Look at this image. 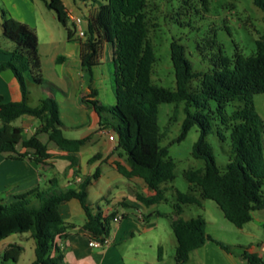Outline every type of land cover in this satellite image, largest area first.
Segmentation results:
<instances>
[{
  "label": "trees",
  "instance_id": "1",
  "mask_svg": "<svg viewBox=\"0 0 264 264\" xmlns=\"http://www.w3.org/2000/svg\"><path fill=\"white\" fill-rule=\"evenodd\" d=\"M67 29L68 39L73 32L68 27L70 17L62 0H42ZM264 12V0H253ZM148 0H106L87 17L85 41L81 44V63L84 71L93 75L99 65L103 47L111 43L114 53L112 86L116 103L107 106L98 100L84 102L95 109L102 129H112L117 136L116 150L132 169L128 173L118 164L119 171L127 176H138L156 195L138 200L147 207L158 204L164 196L160 185L174 178L176 164L169 157L168 147L160 145L162 136L158 124L161 104H185L186 118L178 142L185 140L191 129L198 125L201 135L193 148V156L205 161L204 169H190L185 173L187 181L201 191L204 200L214 201L224 217L241 229L252 220L250 206L264 209V145L263 122L257 114L253 97L264 94V33L256 40L257 53L246 57L236 54L234 60L222 56L221 70L196 72L186 57L185 46L179 41L171 44V59L176 77V89L171 90L153 84L152 73L156 62L154 47L149 38V28L144 14ZM3 38L12 44L8 62L0 63V71L11 70L20 84L22 100L4 102L0 95V154L22 160L30 157L38 164L51 158L49 148L38 135L46 133L49 141L66 152L64 159L70 168H77V156L90 138L70 139L64 134L59 106L55 99L41 100L36 107L28 104L29 90L26 79L36 86L45 83L38 51V38L33 28L10 17L0 5ZM199 81V87L191 83ZM93 96L97 92L93 91ZM217 104L216 112L210 102ZM229 104H235L231 116L225 114ZM218 115L226 130L230 131V156L224 171L218 167L213 148L206 141L211 121ZM23 116L40 121L36 133L27 138L24 129L13 122ZM221 140L224 135L219 133ZM21 144L22 149L18 150ZM91 161V160H90ZM79 175V170L75 171ZM99 178V172L84 176L77 189L55 191L35 189L18 195L10 203L0 194V242L13 234L30 233L35 240L33 264H65L64 256L56 245V239L67 237L69 228L64 222L60 206L77 199L86 214L83 228L96 238H108L112 229L111 214L103 217L101 210L94 211L88 202V189ZM184 204H200L194 195L177 190ZM161 215V214H159ZM172 229L177 240L176 263L187 264L192 252L207 242L218 244L231 253V247L208 235L202 218L184 221L176 218ZM23 252L19 245L10 246L3 254L4 261L17 262ZM163 250L159 248V258ZM245 264H264V259L244 251Z\"/></svg>",
  "mask_w": 264,
  "mask_h": 264
},
{
  "label": "crops",
  "instance_id": "2",
  "mask_svg": "<svg viewBox=\"0 0 264 264\" xmlns=\"http://www.w3.org/2000/svg\"><path fill=\"white\" fill-rule=\"evenodd\" d=\"M62 1L70 17L68 27L71 30L74 28L75 31L72 19L82 17L84 19L82 27L86 31L87 17L99 5L105 3L106 0ZM79 4L85 6V11L80 9ZM0 5L8 11L10 17L27 24L36 32L42 76L45 81L39 87L43 89L45 96L57 101L60 119L63 117H77L76 120L66 123V125L61 119L64 124L65 136L67 137L69 132L84 129L81 132L82 137H70V139L90 138L78 152L79 165L74 169L70 168V162L63 158L67 153L60 150L55 143L49 141L46 133L38 135V138L47 145L51 153V158L43 164L34 162L30 157L18 160L9 157L8 154H0V194L5 198L6 203H10L18 195L35 189L41 191L52 190V182H57L58 187L62 190L77 189L84 176L93 175L98 171L99 178L88 189L89 204L92 206L98 205L97 208L101 210L103 217H108L113 213L115 216H123L119 222L112 220V229L108 237L110 244L100 248L91 246L90 242L93 236L83 228L86 222L85 211L81 203L77 199H73L60 206L62 219L71 227L66 238L56 239V245L63 253L65 264H129L130 262L126 260V254L121 250V247L125 243L133 241L137 235H143L158 226L156 222L152 221V216L161 214L155 206L167 201L165 194L158 204L147 207L138 200V194H142L145 197H154L156 192L150 190L140 177H127L119 171L118 164L128 173H131L132 169L126 159L121 157L116 150L117 136L115 132L112 129H102L97 112L84 102V100H98L103 103L98 99L99 93L94 81L86 80L89 74L82 67L81 44L85 39L76 38L73 34L72 39L69 40L68 34L67 36L65 34V31H67L66 27L58 22L55 13L48 9L42 0H0ZM73 41H78V46L75 47L73 46L74 44H71L72 47L67 48V45ZM11 49L12 44L3 38L0 11V63L10 60L9 52ZM47 70H50V72L48 71L49 73H47ZM44 86L52 90L47 91L43 88ZM93 91L97 92L95 97H91L94 95ZM0 95L3 96L6 103L22 100L19 82L11 70L0 71ZM31 95L32 92L29 90V97ZM14 122H20L19 125L14 126L22 127L27 138H31L40 126V121L31 116L20 117ZM2 126L3 124L0 121V128ZM105 134L108 137L107 141L103 138ZM112 134L115 137L114 141L110 140V135ZM17 148L21 150V144ZM85 149H89L93 153L87 156L84 162L81 157ZM60 162H64L61 164V173H63L66 180L63 185H60L59 180L55 176L49 177L46 174L49 170H56ZM76 170H79V175L75 174ZM174 179L175 172L172 180L160 185L163 193V185L172 182ZM183 193L194 195L200 200V204L182 203L176 191L177 203L174 205V213L177 218L181 219H183L181 215L184 212V206H201L204 201L199 188L191 184L189 191ZM101 202L106 204L107 207L105 209L100 207L99 204ZM94 211L96 210L94 209ZM250 213L252 220L239 229L240 238H247L249 240L248 244L239 243L237 246L264 259V209L252 204ZM77 218L81 220V223H75ZM198 218L202 217L183 220L188 222ZM28 237L32 238L30 233L13 234L0 242V249L3 254L12 245H19L23 248V252L17 262L10 260L5 261V264H33L36 258L35 242L34 246L31 247ZM240 238L239 240H241ZM26 244H29L33 254H28ZM131 247L129 248V253L130 250L135 253V247ZM130 259L132 260V258L128 260ZM240 263L245 264L242 257H240Z\"/></svg>",
  "mask_w": 264,
  "mask_h": 264
},
{
  "label": "rangeland",
  "instance_id": "3",
  "mask_svg": "<svg viewBox=\"0 0 264 264\" xmlns=\"http://www.w3.org/2000/svg\"><path fill=\"white\" fill-rule=\"evenodd\" d=\"M79 7L85 11L83 4H79ZM143 12L148 23L149 38L156 55L152 82L171 90L176 89V77L171 59L173 41H179L185 46L186 57L194 71L208 72L222 69L219 62L221 55L234 60L238 53L246 57L256 54V40L264 33V12L254 5L253 0H148V5ZM72 30L74 36L79 38L74 28ZM65 34L67 36V31ZM71 44L77 47L79 43L73 41L67 45V48H71ZM48 71L50 72V70L46 72L49 73ZM113 71V46L108 43L103 49L100 65L94 69L92 76L87 75L86 78L88 81H94L99 93L98 99L107 106H113L116 103L112 89ZM26 83L28 90L32 92L28 100L31 107H36L39 101L50 98L45 96L43 89L28 79H26ZM191 86L195 89L198 88L199 81L194 80ZM43 88L47 91L52 90L45 86ZM253 102L255 110L263 122L264 145V94L255 95ZM184 107V103L179 105L165 103L159 107L157 118L162 136L160 145L168 147L169 157L176 164L175 179L163 185L167 201L155 206L161 215H153L152 221L156 222L158 226L151 229L150 232L137 235L133 241L125 243L121 247V250L126 254V260L130 262L129 264H177V240L172 229V222L177 218L174 213V205L177 203L176 191H189L190 184L185 178V173L188 170L204 169L206 166L204 160L193 156L194 145L201 135L200 126H194L185 140L177 141L182 133L183 122L186 118ZM235 107L237 105L229 104L225 109V114L231 116ZM210 108L216 112L217 104L211 101ZM61 119L66 125V123L76 120L77 117ZM19 124L20 122L13 123V125ZM210 124L211 129L206 136V141L213 148L218 167L224 171L230 156V131L225 129L218 115L214 116ZM83 131L84 129L69 132L67 138L82 137L81 132ZM219 133L224 135V140H221ZM103 138L107 141V134ZM92 153L91 150L85 149L81 159L85 162L86 157ZM63 163L60 162L56 170L46 172L49 177L55 176L60 185L66 182L63 173H61V164ZM54 190L62 189L57 187ZM99 205L102 209L107 207L104 202ZM97 206L95 204L92 207L97 210ZM181 217L184 220L202 217L206 222V232L215 239H219L218 241L227 243L226 245L230 246L232 250L229 253L232 255H228V252L218 244L209 241L205 247L191 253L187 264H241L240 257H242L244 248L238 247L237 244H248L249 240L245 237L240 238L239 229L224 217L222 210L214 201L204 200L201 206L186 205ZM75 223H81V220L77 218ZM28 242L33 247L35 240L28 237ZM26 245L28 254H33L29 244ZM130 246H132L131 248L135 247V253L131 250L129 253ZM159 248L163 250L161 260ZM129 258L132 260H128ZM0 264H5L1 249Z\"/></svg>",
  "mask_w": 264,
  "mask_h": 264
},
{
  "label": "built area",
  "instance_id": "4",
  "mask_svg": "<svg viewBox=\"0 0 264 264\" xmlns=\"http://www.w3.org/2000/svg\"><path fill=\"white\" fill-rule=\"evenodd\" d=\"M73 22H74V26H75V31L77 32V35L80 39H85L86 37V31L83 29L82 27V23L84 21V19L82 17H75L72 19ZM110 140L111 141H114L115 140V137L114 135H110ZM123 218L122 215L120 216H116L113 221L114 222H119L121 219ZM91 246L94 247V248H100L102 246H106V245H109L110 244V241L108 238H96V237H93L92 240H91Z\"/></svg>",
  "mask_w": 264,
  "mask_h": 264
}]
</instances>
